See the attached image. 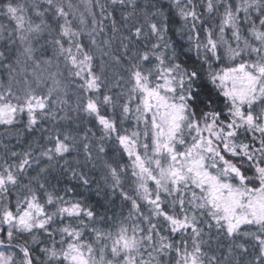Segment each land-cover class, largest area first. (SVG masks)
<instances>
[{"label": "snow or ice", "instance_id": "6c2138e0", "mask_svg": "<svg viewBox=\"0 0 264 264\" xmlns=\"http://www.w3.org/2000/svg\"><path fill=\"white\" fill-rule=\"evenodd\" d=\"M171 7L191 64L155 3L0 0V264H264V0ZM89 165L126 215L51 184Z\"/></svg>", "mask_w": 264, "mask_h": 264}, {"label": "trees", "instance_id": "16d2710c", "mask_svg": "<svg viewBox=\"0 0 264 264\" xmlns=\"http://www.w3.org/2000/svg\"><path fill=\"white\" fill-rule=\"evenodd\" d=\"M138 2L141 5L144 4H151L155 3L158 7H161L166 14H169L171 23L169 25L170 31L168 33L167 39L170 40V42H173L177 44L178 51L180 52V60L185 61L188 64H191L195 61H197V56L195 49L193 48L191 51H188L189 44L187 43V36L181 37L177 29L179 28L181 21L178 16L175 15V9L171 7L172 0H138ZM119 17V13H117V18ZM111 35V33H108ZM43 43V41H41ZM52 55L51 48L48 49L47 56ZM100 64V58L97 57L95 61V67L96 71L99 72ZM105 74L111 79L112 77V71L106 70ZM64 75L67 77V71L64 70ZM208 87H211L210 85ZM46 90V89H45ZM118 91V90H117ZM69 96L71 97L70 104L74 107L76 97L73 96V93H69ZM60 115H63V113H60ZM26 119V117H24ZM46 126L50 127L51 124L48 123ZM74 129L76 128V125L73 124L72 126ZM92 128L93 132L96 133L97 137L101 134L99 131V126L96 124L95 120L93 119L91 123L88 122V118H84L80 122V128L79 132L80 135H83V132L86 128ZM123 127L131 129L132 127V121L126 122ZM17 129L23 130V124L17 123L15 127H13L11 130H6L4 126L0 125V139H3L4 142H10L11 144H16V136L15 132ZM7 131V136H5V132ZM40 135L39 131L33 132L31 134L27 132H23L22 136L20 137V143L16 146V150L20 151L26 148L27 143L31 140H34L36 137ZM91 135V134H90ZM105 146L108 149V156L109 157H116L119 158V155L117 153V147L118 145L115 144L114 139L109 141L105 140ZM76 156V153H73L71 157H67L70 161L73 162V166H75L73 157ZM82 159V157H81ZM121 162H128V160L123 157V160ZM46 163V161H45ZM60 164H63V161H60ZM43 166V164L41 165ZM80 169H78L79 171ZM84 172L87 173L88 178L90 180L89 186H83L80 184L77 180H70L68 177L71 175V173H67L65 175H61L59 173V169L52 171L51 175L49 176V179L51 180V184L58 186L61 190L65 187V185H68L75 189V198L82 199L86 204L93 205L96 207L100 212H103L105 208L110 209L109 215H112L113 213L119 214L121 211L126 215L128 207H130V204H124L119 196V192L116 193L115 196L112 195L111 188L104 185L102 180L103 172L100 169H91V165H89L88 168L83 169ZM32 175L35 174V171H32ZM57 181H59V184L57 185ZM125 189H128V184H125ZM215 234V233H213ZM47 239V238H44Z\"/></svg>", "mask_w": 264, "mask_h": 264}, {"label": "rangeland", "instance_id": "374dc122", "mask_svg": "<svg viewBox=\"0 0 264 264\" xmlns=\"http://www.w3.org/2000/svg\"><path fill=\"white\" fill-rule=\"evenodd\" d=\"M169 1V0H168ZM74 3H80V0H74ZM61 67H62V70H63V65H61ZM100 68V67H99ZM53 70H55V69H53ZM69 93H72V89L70 88L69 89ZM74 96V95H73ZM114 139V138H113ZM125 156V158L128 160V158H127V156L126 155H124Z\"/></svg>", "mask_w": 264, "mask_h": 264}]
</instances>
